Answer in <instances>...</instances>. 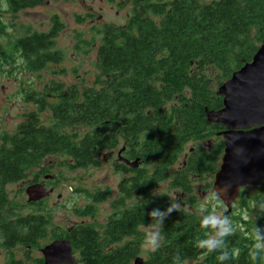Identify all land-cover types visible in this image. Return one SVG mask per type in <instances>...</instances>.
I'll return each instance as SVG.
<instances>
[{"label":"trees","instance_id":"obj_1","mask_svg":"<svg viewBox=\"0 0 264 264\" xmlns=\"http://www.w3.org/2000/svg\"><path fill=\"white\" fill-rule=\"evenodd\" d=\"M2 1L15 15L46 0ZM129 4L123 25H106L100 31L91 84L65 88L52 81L43 90H27L35 110L24 113L12 132L0 134V248L8 250L5 264H23L10 249L20 245L27 255L48 233L51 240L71 241L77 255L74 264H128L138 244L107 246L131 235L140 242L143 234L138 227L149 220L163 221L161 243L148 257L154 264H178L194 257H201L200 264H264V247H253V231L264 233V181L240 189L235 201L240 204L238 214L235 203L228 212L233 215L231 230L220 229L215 241L209 210L196 215L174 207L165 193L155 192L158 183L168 180L196 205L193 181L208 179L217 170L224 145L216 132L224 126L209 122L206 109L221 108L217 86L250 61L264 40V0ZM4 28L0 17L1 34ZM62 28L54 15L48 31L28 28L21 36L14 35L12 48L0 47V67L15 64L17 58L32 71L61 62L64 53L55 47V38ZM46 109L49 114L42 120ZM210 137H214L210 149L194 147L171 170L189 142ZM121 142L125 157L139 161L135 167L114 163L126 176L117 185L119 194L103 224L79 222L56 231L46 198L21 202L6 190L7 184L27 176L37 181L47 172L41 162L48 155L65 156L62 164L72 169L86 167L97 165L99 153ZM209 186L205 182L202 188ZM86 194L90 203L76 210L83 216L93 214V202L110 196L108 188ZM33 262L42 264V258Z\"/></svg>","mask_w":264,"mask_h":264},{"label":"rangeland","instance_id":"obj_2","mask_svg":"<svg viewBox=\"0 0 264 264\" xmlns=\"http://www.w3.org/2000/svg\"><path fill=\"white\" fill-rule=\"evenodd\" d=\"M200 1L205 3L211 0ZM129 10L128 0H46L33 7L21 9L13 15L7 12L6 3L0 2V17L5 24L4 32L0 33V47L6 45L8 48H12L13 41L11 40L14 39V35L21 36L28 28L36 31H48L51 26V17L56 15L63 23V28L55 38V47L64 53L63 60L48 69L27 70L25 66L23 67L22 58H17L15 64L10 63L0 67V134L12 132L23 119L24 113L35 110L34 103L26 97L27 90H43L47 83L51 84L52 81L63 83L65 88L71 86L81 88L83 84L90 85L97 60V46L101 40L100 31L106 25H123L129 17ZM9 33H11L10 38H8ZM18 64L21 66L14 68ZM48 114L47 109L42 111V120H45ZM213 142L214 137L189 142L171 170L180 166L184 153L190 152L191 148L206 147L209 149V145L212 146ZM125 156V146L121 142L116 148L99 153L97 165L72 169L62 164L66 158L61 154L48 155L42 160L41 164L48 168L46 173L53 175L44 182V186L46 190L52 188L45 197V203L50 208L52 226L56 231L58 228L67 229L79 222L96 225L105 222L106 217L112 212L111 202L116 197L117 185L126 176L125 173L117 171L114 163L121 158L126 159ZM127 160L133 161L134 159L127 158ZM42 175L43 173L39 175L40 180L44 179ZM46 178L49 176L46 175ZM212 180L213 176L193 181L196 205L188 203L185 199L188 195L183 194L178 187H171L168 180L158 183L155 192L156 194L165 193L174 207L187 212L199 215V213L209 210V218L215 228L225 206L212 189ZM31 181H33L31 176H27L22 180L7 184L6 190L9 196L21 202H27L25 188L30 185ZM205 182L210 186L203 189L202 185ZM106 188H108L110 196L106 195L105 199L93 202L95 209L93 214H90L91 216L76 213L78 208L85 207L90 203L86 192L94 194L97 191L106 190ZM250 192L253 191L250 190ZM239 206V203H235L234 214H238ZM244 214L242 211L241 215L244 216ZM213 218H215V222H213ZM232 218L233 215L230 216L227 213L221 220L223 223L220 225V229L231 230L229 224ZM162 222L149 220L139 226L143 234L140 241L141 255L146 256L148 250L161 243ZM50 240L51 236L48 233L41 241V246L31 248L27 255L24 254L22 247H16L13 250L15 257L22 258L24 264H33V258L41 256L40 248ZM5 253L4 249H0V264H5L7 259ZM76 258L77 255H75ZM200 262L201 257H194L184 259L178 264H200Z\"/></svg>","mask_w":264,"mask_h":264},{"label":"water","instance_id":"obj_3","mask_svg":"<svg viewBox=\"0 0 264 264\" xmlns=\"http://www.w3.org/2000/svg\"><path fill=\"white\" fill-rule=\"evenodd\" d=\"M215 92L222 97V106L217 110L206 109V117L209 122L224 126L216 132L224 147L213 174L212 189L226 209L216 224L213 241L218 238L220 222L231 211L240 188L255 187L264 181V40L251 60L233 71ZM123 161L129 166L138 165V158ZM26 192L29 201L49 193L41 183L30 184ZM40 251L44 264H71L75 260L68 238L54 239Z\"/></svg>","mask_w":264,"mask_h":264},{"label":"flooded vegetation","instance_id":"obj_4","mask_svg":"<svg viewBox=\"0 0 264 264\" xmlns=\"http://www.w3.org/2000/svg\"><path fill=\"white\" fill-rule=\"evenodd\" d=\"M130 1H131V0H128L129 3H130ZM0 141H1V140H0ZM210 147H211V145H209V149H210ZM192 149H193V148H191L190 150L192 151ZM188 153H189V151H187L186 153H184L183 161H184L185 158L187 157ZM126 159H127V158H126ZM118 162H121V163L125 164V162L123 161V158L120 159V160H118ZM46 175L49 176V178H46V179H45ZM42 176H43L44 179H41V180H40V178H41V177H40V178H38L37 181H31L30 184L40 182V183H42L43 186H44V185H45L44 182H46L47 180H49L53 175L50 174V173H44ZM31 178H32V177H31ZM21 180H22V179H21ZM44 187H45V186H44ZM26 188H27V187H26ZM26 188H25V193L27 194V192H26ZM45 188H46V187H45ZM48 190L51 191L52 188L50 187ZM118 194H119V189L117 188L116 195L118 196ZM138 228H139V230H140V227H138ZM123 240H124V241H123L121 244L116 243V244H112V245L107 246V249H112V248H114V247L123 246L125 243L135 242L136 244H138V248H139V249H138V252L133 256V258L128 262V264H154V261L149 260L148 257H149V253H150V251L153 250L154 248H156L159 244H158L156 247H154V248L148 250V251H147V255H146V256H143V255H141V252H140V242H138V240H134L133 235H131V236H126ZM121 241H122V240H121ZM121 241H119V243H120ZM16 247H21V246H20V245H16V246L12 247L10 250H15ZM0 249H4L5 252L8 251V250L5 249V248H0ZM5 255L7 256V253H5ZM75 255H76V254H75ZM138 256L141 257V259H138V260L136 261V258H138ZM40 257L42 258V264H44L42 253H41V256H40ZM21 259H22V258H21ZM75 260H76V259H75ZM75 260H74L71 264H74V263L76 262ZM23 264H24V260H23ZM33 264H35V263L33 262ZM61 264H64V263H61Z\"/></svg>","mask_w":264,"mask_h":264},{"label":"clouds","instance_id":"obj_5","mask_svg":"<svg viewBox=\"0 0 264 264\" xmlns=\"http://www.w3.org/2000/svg\"><path fill=\"white\" fill-rule=\"evenodd\" d=\"M153 215H156V213L154 212ZM208 222V221H205ZM213 222H215V218H213ZM254 234V239L256 241V243L253 245V247L255 248H262L264 247V243H261V241H264V233H261L259 231L254 230L253 231ZM209 245L211 244V242H208Z\"/></svg>","mask_w":264,"mask_h":264},{"label":"bare ground","instance_id":"obj_6","mask_svg":"<svg viewBox=\"0 0 264 264\" xmlns=\"http://www.w3.org/2000/svg\"><path fill=\"white\" fill-rule=\"evenodd\" d=\"M240 189H241V188H240ZM239 192H240V190H239ZM238 195H239V194H238ZM236 199H237V198H236ZM236 199H235V200H236ZM234 202H235V201H234ZM234 202L232 203V205L234 204ZM73 255H74V253H73ZM74 256H75V255H74ZM140 258H141V257H140Z\"/></svg>","mask_w":264,"mask_h":264}]
</instances>
